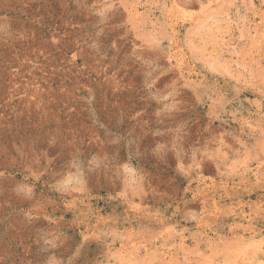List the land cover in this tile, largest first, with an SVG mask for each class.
Segmentation results:
<instances>
[{
    "label": "rangeland",
    "instance_id": "rangeland-1",
    "mask_svg": "<svg viewBox=\"0 0 264 264\" xmlns=\"http://www.w3.org/2000/svg\"><path fill=\"white\" fill-rule=\"evenodd\" d=\"M0 264H264V0H0Z\"/></svg>",
    "mask_w": 264,
    "mask_h": 264
}]
</instances>
